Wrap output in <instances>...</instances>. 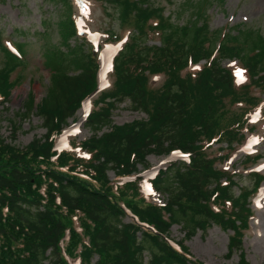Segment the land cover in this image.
<instances>
[{
  "label": "trees",
  "instance_id": "trees-1",
  "mask_svg": "<svg viewBox=\"0 0 264 264\" xmlns=\"http://www.w3.org/2000/svg\"><path fill=\"white\" fill-rule=\"evenodd\" d=\"M57 2L62 9L58 42L44 49L45 94L33 103L29 92L16 114H36L44 134L22 147L0 136V264H71L73 259L75 264H202L190 259L181 241L169 238L174 224L187 239L212 222L232 231L228 251L238 250L251 216L247 200L261 176L248 173L256 177H250L251 186L234 195L236 173L216 166L218 156L206 147L213 138L225 142L222 158H229L244 132L254 127L249 113L258 105L264 110L253 91L264 90V37L243 25L232 32L210 30L200 9L176 23L150 0H112L119 7L122 32H103L120 47L107 87L98 90L96 53L84 39L74 43L72 1ZM151 32L158 35L157 43H148ZM13 44L19 55L0 36L1 105L25 64V42ZM233 58L247 82L236 83L234 67L222 66ZM201 59L202 65L192 66ZM84 98L90 101L83 123L90 136L78 142L70 138L66 148L56 151V136L68 119L76 118ZM124 99L146 119L112 124L111 111ZM229 105L242 110L232 112ZM8 120L13 138L18 124ZM77 146L88 158L76 155ZM173 149L188 152V162L168 161L151 180L139 174L138 165L148 167L145 156ZM148 188L165 203H152ZM125 217L129 222H123ZM237 264H247L242 253Z\"/></svg>",
  "mask_w": 264,
  "mask_h": 264
},
{
  "label": "rangeland",
  "instance_id": "rangeland-1",
  "mask_svg": "<svg viewBox=\"0 0 264 264\" xmlns=\"http://www.w3.org/2000/svg\"><path fill=\"white\" fill-rule=\"evenodd\" d=\"M90 1L92 4L88 6L87 12L83 15L84 32L87 38L96 42L98 39L96 29L110 30L114 34H120L122 27L119 26L117 20L119 7L112 0ZM150 4L162 8L163 16L169 15L170 20L176 23H182L193 18L200 9L205 15L202 17L210 30L216 31L220 28L225 30L227 27V31L232 32L237 25H243L246 26V29H251L253 33L257 32V35L264 37V0H150ZM61 10L57 0H53V2L50 0H0V36L2 40H12L13 43L14 41L25 42L23 52L25 64L20 70L21 77L11 88L7 101L2 105L0 104V136L5 141L19 147L28 144L34 138H40L44 134L40 119L36 114L33 113L23 118L16 117V114L21 113V108L29 92L32 95L33 103L39 102L45 94L49 73L43 65L46 61L44 49L58 42L56 24L58 23L57 19L62 16ZM200 21L203 19L201 18ZM151 33L146 38L148 43H157L158 35L154 32ZM252 39L256 40L257 37L252 36ZM69 43L70 45L74 43L80 45L82 44L81 37H77L74 43L69 40ZM248 48H251V44ZM1 59L2 54L0 52V61ZM203 61H200L199 64H203ZM225 61L222 62L223 65H226ZM159 81L160 79L157 80V82ZM253 91L260 98H264V90L255 87ZM229 110L241 112L242 108L229 105ZM76 117L78 122L74 124L77 126L74 133L78 140H82L90 136V132L83 126V119L80 117L79 111ZM111 118L112 124L122 125L135 120H145L146 114L140 110L132 109L129 101L124 99L112 109ZM8 119H13L18 124L13 138L10 137L12 132ZM67 121L70 122V119ZM262 123L264 124V122ZM260 134L258 140L249 143L250 151L256 150L258 152L257 157H252L244 162L242 149L236 153L230 163H226V165L231 166V169L228 170L238 173L237 176L232 177L234 184L231 186V191L234 195L240 192L239 188L242 185L247 186V189L251 186L252 180L245 175V170L253 168L256 164L255 170L261 171L264 176V128ZM220 145L225 147L224 143H220ZM217 146L218 144L213 143L207 148V153L214 152L216 155ZM227 149L224 148L222 153ZM145 160L148 165L157 169L159 166H164L165 157L148 154L145 156ZM222 161V156L216 158V166H220ZM137 168L141 169L139 165ZM243 169L245 170L243 171ZM263 176L258 183L261 184L260 187L262 188L249 202V207L252 210L251 216L246 227L241 230V245L238 250L228 251L231 231L229 229L224 230L212 222L203 231L196 230L187 239L180 226L172 225L169 238L173 241H181L186 247L190 259L197 260L202 264H237L239 253L243 254L247 264H264V194L260 191L264 190ZM107 177L114 179L111 171H107ZM251 177L255 176L251 175ZM155 196H157L156 193L152 195V199ZM126 221L127 219L124 218L123 222ZM146 258L144 252L143 260ZM96 260V257L91 258V262ZM69 262L75 264L77 261L73 259Z\"/></svg>",
  "mask_w": 264,
  "mask_h": 264
},
{
  "label": "snow or ice",
  "instance_id": "snow-or-ice-1",
  "mask_svg": "<svg viewBox=\"0 0 264 264\" xmlns=\"http://www.w3.org/2000/svg\"><path fill=\"white\" fill-rule=\"evenodd\" d=\"M237 77L238 78H242V72L240 70H237V73H236Z\"/></svg>",
  "mask_w": 264,
  "mask_h": 264
}]
</instances>
